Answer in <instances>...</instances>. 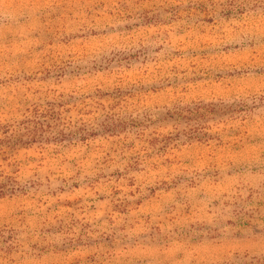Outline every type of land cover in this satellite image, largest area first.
Instances as JSON below:
<instances>
[{"label": "rangeland", "instance_id": "obj_1", "mask_svg": "<svg viewBox=\"0 0 264 264\" xmlns=\"http://www.w3.org/2000/svg\"><path fill=\"white\" fill-rule=\"evenodd\" d=\"M234 3L235 0H8V10L17 17V23L0 21V31L13 34L16 43L43 34L45 44L41 47L50 48L53 67L60 50L54 46L57 36H62L61 48L72 47L78 53L79 42L69 45V36L84 30L99 31L108 25L122 26L119 33L105 39L122 40V46L132 50L123 59L105 61L109 67L93 85L97 102L113 112L164 108L161 127L180 121L189 126L183 134L168 133L148 139L150 150L142 147L144 155H133L125 172L104 167L84 184L73 183L71 191L60 189L62 199L47 210L49 214L61 208L93 214L102 206L104 215L97 223L109 230H101L97 239L104 248L124 253L117 257L116 264H160L153 249L161 248H168L171 253L166 264H184L185 251L181 249L202 256L199 264H214L213 251L221 244L215 238L180 239L177 233L178 245L173 251L157 225L149 229L153 235L147 241L141 238L143 231L117 241L116 232L109 226L114 223L113 216L124 217V225L133 228L141 220L151 221L152 217L145 214L176 190L181 177H187L185 183L206 179L231 182L246 166L250 173L252 168L258 169L249 179L258 181L261 189L250 191L248 201L253 203L254 211L242 216L234 231L237 235L252 233L256 239L264 240V229L259 234L253 232L254 226L264 225V35L257 31L254 36L243 38L244 33L237 26L252 22L233 15ZM256 26L259 29V22ZM84 47L96 49L99 57L98 45ZM48 107L44 115L51 120L61 115L54 108H63L67 114L73 112V107L63 104L50 103ZM76 114L87 115L79 107ZM146 123L130 118L118 122L109 114L101 130L105 137H112L124 128L137 130ZM75 135L79 138L64 136L56 145L0 140V159L6 162L10 154L23 148L33 160L41 162L63 156L65 163L78 169L77 174L84 171L81 165L97 158L99 164L93 167L108 165L111 153H105L102 137L83 128ZM128 170L144 173L139 175V184L137 178L127 175ZM0 176L4 173L0 172ZM12 185V176H5L0 182V201L15 197ZM105 186L110 188L109 193L98 191V187ZM125 191L135 199H122ZM84 228L91 226L86 224ZM119 230L123 232L124 226ZM91 247L84 243L82 249L64 253L66 264H97ZM247 255L244 254L245 260ZM253 260L240 264H264V259Z\"/></svg>", "mask_w": 264, "mask_h": 264}, {"label": "clouds", "instance_id": "obj_2", "mask_svg": "<svg viewBox=\"0 0 264 264\" xmlns=\"http://www.w3.org/2000/svg\"><path fill=\"white\" fill-rule=\"evenodd\" d=\"M234 8L233 15L237 19L252 22L251 25L237 26L244 33V39L250 38L249 34L254 36L257 31L264 35V0H235ZM8 9V0H0V21L14 25L17 17ZM121 27L108 25L99 31L84 30L69 36V45L79 42L81 51L78 53L73 52L72 47L61 48L62 36H57L54 46L60 50L55 67L48 55L50 48L41 47L45 44L43 34L16 43L13 34L0 31V140L34 146L56 145L64 136L78 139L75 134L83 128L85 132L94 131L102 137L105 153H111L107 166L93 167L99 164L97 158L81 165L84 169L81 174H77V168L65 163L63 156L48 157L41 162L33 160L23 148L10 154L6 162L0 159V172L4 173L0 182L10 175L16 190L15 197L0 201V264H66L67 258L63 254L82 249L84 243L92 245L89 250L96 253L97 264H116L117 257L124 255L104 248L103 242L97 239L101 230H109L97 223L104 215L102 206H98L93 214L63 208L51 214L47 211L62 199L58 194L60 189L71 191L73 183L84 184L104 167L125 172L133 155L138 152L141 157L144 155L140 151L142 147L145 151L150 150L146 143L148 139L168 133L183 134L189 127L186 121L161 127L159 122L165 114L164 108L117 109L113 112L107 105L101 107L97 102L93 85L109 67L105 61L123 59L132 50L123 47L122 40L105 39L119 33ZM93 44L101 49L99 57L96 49L84 47ZM45 69L49 70L47 76ZM50 103L73 107V112L67 114L63 108L57 107L53 110L61 113L59 118L48 119L44 114L49 111ZM77 107L84 108L87 115L76 114ZM109 114L118 122L130 118L147 123L140 129L124 128L115 136L105 137L101 127ZM132 144L135 147H128ZM257 171V168L251 169V173ZM251 173L246 166L234 175L231 182L206 179L185 183L187 177H181L176 182V190L145 214L152 217L148 223L141 220L133 228L124 225V217L113 216L114 223L109 227L116 232L114 239L124 241L143 231L141 238L147 241L153 235L149 229L157 225L168 237L173 251L177 249L179 233L180 239L192 237L210 241L215 238L220 241L212 254L214 264L253 262L254 257L264 259V240L256 239L252 233L237 235L234 231L240 218L254 211L253 203L248 201L250 191L261 189L258 181L249 179ZM127 175L137 178L140 183L137 173L128 170ZM98 191L109 193L110 188L98 187ZM121 198L135 199L128 197L126 191L121 193ZM86 224L91 228L86 230ZM122 226L123 232L119 230ZM262 229L264 225H256L253 232L259 234ZM78 240L81 243H77ZM181 250L185 251L184 264H199L203 258L193 250ZM245 253L248 254L246 260ZM153 255L160 264H166L171 258L168 248L153 249Z\"/></svg>", "mask_w": 264, "mask_h": 264}]
</instances>
